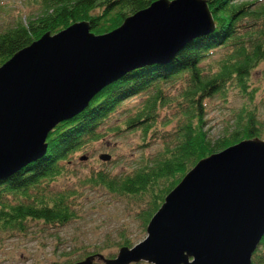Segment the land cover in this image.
Segmentation results:
<instances>
[{
	"label": "water",
	"instance_id": "95a60500",
	"mask_svg": "<svg viewBox=\"0 0 264 264\" xmlns=\"http://www.w3.org/2000/svg\"><path fill=\"white\" fill-rule=\"evenodd\" d=\"M207 3L154 0L106 34L81 20L18 50L0 67V181L40 159L52 128L79 115L104 86L170 62L212 32ZM146 227L147 238L122 245L116 257L90 254L70 264H251L264 237V140L245 138L202 157Z\"/></svg>",
	"mask_w": 264,
	"mask_h": 264
},
{
	"label": "trees",
	"instance_id": "16d2710c",
	"mask_svg": "<svg viewBox=\"0 0 264 264\" xmlns=\"http://www.w3.org/2000/svg\"><path fill=\"white\" fill-rule=\"evenodd\" d=\"M32 1H38L41 11L26 18L17 16L15 23L0 29V67L48 32L56 34L82 20L95 35L106 34L154 0ZM262 1L206 0L215 23L212 32L187 42L170 62L146 64L126 72L95 94L79 115L54 126L46 138L48 148L43 156L0 181V232L24 233L30 221L65 225L77 217L74 193L52 188L51 184L64 174L65 162L75 151L103 138V125L135 95H143L144 101L121 126L110 131L140 130L144 139L149 133L159 134L162 146L153 159L143 160L132 172L116 176L98 170L89 180L112 194L133 196L141 202L136 213L145 226L165 196L202 157L245 138L263 139L264 126L255 113L256 95L251 84L252 71L264 63ZM230 88L254 107L243 105L232 129L210 138L205 128L207 101L216 95L225 96ZM170 122L174 126L166 129ZM131 242L122 236L119 248L132 247ZM260 245L264 247V237ZM259 246L251 264H264V251ZM99 248L86 256L100 253Z\"/></svg>",
	"mask_w": 264,
	"mask_h": 264
},
{
	"label": "rangeland",
	"instance_id": "374dc122",
	"mask_svg": "<svg viewBox=\"0 0 264 264\" xmlns=\"http://www.w3.org/2000/svg\"><path fill=\"white\" fill-rule=\"evenodd\" d=\"M39 11L38 1L0 0V29L6 24L10 26L15 23L17 16H35ZM252 74L251 84L256 95L253 103L257 105L255 113L264 126V63L261 62ZM143 101V95L126 99L122 108L101 128L103 138L75 151L65 162L67 168L64 174L51 184L52 188L68 189L74 193L72 199L77 217L65 225L30 221L24 233L0 232V264H68L69 260L76 263L81 258L85 259L90 252H95L97 247H100L98 254L111 258L116 257L120 251L118 243L122 236L131 239V245L147 238V227L136 213L141 208V202L135 201L133 196L112 194L100 185L91 184L89 180L98 170L117 176L132 172L143 160L154 158L163 143L159 134L149 133V138L144 139L140 130L120 133L110 131L121 126L127 115L133 113ZM243 105L254 107L248 98L239 96L231 88L225 96L220 94L209 98L205 128L209 130L210 138L215 139L224 131L231 130ZM173 126L170 122L166 129ZM262 134L264 140V127ZM147 140L148 144L143 145ZM103 154H109V159H100ZM259 247L264 251L262 245ZM94 261L92 264H104L99 259ZM131 264L150 263L143 260Z\"/></svg>",
	"mask_w": 264,
	"mask_h": 264
}]
</instances>
